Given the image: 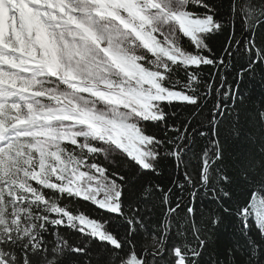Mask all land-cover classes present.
<instances>
[{
	"label": "snow or ice",
	"instance_id": "6c2138e0",
	"mask_svg": "<svg viewBox=\"0 0 264 264\" xmlns=\"http://www.w3.org/2000/svg\"><path fill=\"white\" fill-rule=\"evenodd\" d=\"M238 22L250 38L237 39ZM258 32L264 0H0V264H201L194 203L172 207L171 188L133 183L166 158L185 169L178 188L210 191L264 236V110L217 103L200 152L188 129L203 122L170 127L168 111L203 115L212 84L202 73L226 63L214 40L264 72ZM152 197L164 219L149 232L140 213ZM256 256L264 264L251 242L249 264Z\"/></svg>",
	"mask_w": 264,
	"mask_h": 264
},
{
	"label": "trees",
	"instance_id": "16d2710c",
	"mask_svg": "<svg viewBox=\"0 0 264 264\" xmlns=\"http://www.w3.org/2000/svg\"><path fill=\"white\" fill-rule=\"evenodd\" d=\"M229 0H223L225 9ZM237 39H248V34L240 31L239 22L237 23ZM264 38V33H257V43L260 39ZM210 46L217 55L224 56L226 63L220 66V69H212L206 67L202 76L205 80L211 82L212 88L209 90L206 86L203 91L207 92L203 105L201 116L199 113L196 117H192L188 107L175 106L168 109L169 111V126L180 127L183 130L182 125L191 119L194 123L197 119L203 122L201 127L196 124V130L190 126L188 132L195 137L192 141L194 152H200L207 143L206 136H200L199 132H208L209 121L212 119V113L215 110V105L218 103V90L221 88L220 102L227 105L229 109L235 107V109L242 114H251L257 110H264V72H261L260 68H257L254 73L247 72L244 69L247 67V58L241 55H236L234 58L226 56L221 50L220 41H212ZM223 79L225 82L223 83ZM229 90L234 94L227 99L222 94L228 93ZM175 113L174 115L172 113ZM227 129L225 128V131ZM163 137V131L158 133ZM174 133H169V136ZM238 147H245L246 142L242 139L238 140ZM191 155V154H190ZM193 165L196 160L193 159ZM112 167H118V165H112ZM127 169H125L126 171ZM185 169L183 166L177 168L175 160L172 158H166L162 161L159 175H145L142 177H136L133 179V183L137 184V187L142 185L144 188L160 185L164 191L169 188L172 189L169 194V199L172 207H175L177 201L182 203L193 204L197 209V222L202 225L206 235V246L202 250L201 264H249V252L251 242H255L257 245H264V236H262L259 230L255 227L254 223L250 224V227L246 230H242L240 220L235 215L224 213L216 201L213 199V195L210 191H205L203 188L192 189L191 195L189 193V186L185 184V188L181 190L177 187L176 182H183V175ZM187 171L195 177L196 173L192 167H189ZM196 192L193 199L192 193ZM163 205H161L158 197H152L149 199L145 206H142L141 215L144 217L145 224L148 231L151 232L157 228L158 224L164 219ZM93 215H96L93 212ZM220 217L219 222L212 224L214 217ZM126 225L116 219L112 221L111 230L114 233H118L123 236ZM70 241L79 242L76 236L70 230H62ZM137 241H140V237H137ZM174 237L171 243H176ZM151 244V239L147 241ZM104 253L94 255V260H100ZM259 257L252 258V264H256V260ZM69 264H76L75 260H70Z\"/></svg>",
	"mask_w": 264,
	"mask_h": 264
},
{
	"label": "water",
	"instance_id": "95a60500",
	"mask_svg": "<svg viewBox=\"0 0 264 264\" xmlns=\"http://www.w3.org/2000/svg\"><path fill=\"white\" fill-rule=\"evenodd\" d=\"M224 82H225V80L223 79V83ZM220 93H221V88H219V90H218V103H220ZM191 192H192V188L189 186V193H190V195H191ZM182 205H184V203H182Z\"/></svg>",
	"mask_w": 264,
	"mask_h": 264
},
{
	"label": "rangeland",
	"instance_id": "374dc122",
	"mask_svg": "<svg viewBox=\"0 0 264 264\" xmlns=\"http://www.w3.org/2000/svg\"><path fill=\"white\" fill-rule=\"evenodd\" d=\"M242 41V39H240Z\"/></svg>",
	"mask_w": 264,
	"mask_h": 264
}]
</instances>
